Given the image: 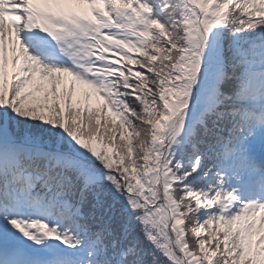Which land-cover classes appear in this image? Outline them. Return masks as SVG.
<instances>
[{
    "label": "snow or ice",
    "instance_id": "snow-or-ice-1",
    "mask_svg": "<svg viewBox=\"0 0 264 264\" xmlns=\"http://www.w3.org/2000/svg\"><path fill=\"white\" fill-rule=\"evenodd\" d=\"M0 264H264V0H0Z\"/></svg>",
    "mask_w": 264,
    "mask_h": 264
},
{
    "label": "rangeland",
    "instance_id": "rangeland-1",
    "mask_svg": "<svg viewBox=\"0 0 264 264\" xmlns=\"http://www.w3.org/2000/svg\"><path fill=\"white\" fill-rule=\"evenodd\" d=\"M76 94L80 97V99H82L83 103H92V100H101L96 93L92 92V90L87 89L85 86L79 85L77 84L76 86ZM85 93H87V97L85 96ZM103 101V100H101Z\"/></svg>",
    "mask_w": 264,
    "mask_h": 264
},
{
    "label": "trees",
    "instance_id": "trees-1",
    "mask_svg": "<svg viewBox=\"0 0 264 264\" xmlns=\"http://www.w3.org/2000/svg\"><path fill=\"white\" fill-rule=\"evenodd\" d=\"M91 110L95 111L97 109H91ZM104 114L105 113L103 111H101V115L103 116ZM107 116L110 117L111 119L115 120L113 117L109 116L108 114H107ZM101 122L103 123V120ZM97 143L103 148H107L108 147V141H107V137L106 136L103 139L98 140ZM119 143L120 142L117 140L116 145L113 147V151H117L118 150Z\"/></svg>",
    "mask_w": 264,
    "mask_h": 264
}]
</instances>
